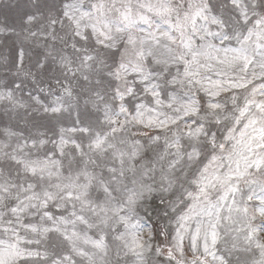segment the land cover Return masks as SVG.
Here are the masks:
<instances>
[{
  "label": "snow or ice",
  "instance_id": "1",
  "mask_svg": "<svg viewBox=\"0 0 264 264\" xmlns=\"http://www.w3.org/2000/svg\"><path fill=\"white\" fill-rule=\"evenodd\" d=\"M0 264H264V0L0 3Z\"/></svg>",
  "mask_w": 264,
  "mask_h": 264
},
{
  "label": "rangeland",
  "instance_id": "2",
  "mask_svg": "<svg viewBox=\"0 0 264 264\" xmlns=\"http://www.w3.org/2000/svg\"><path fill=\"white\" fill-rule=\"evenodd\" d=\"M4 2V0H0V3H3ZM9 16H10V18L12 17V16H14V13H9Z\"/></svg>",
  "mask_w": 264,
  "mask_h": 264
}]
</instances>
